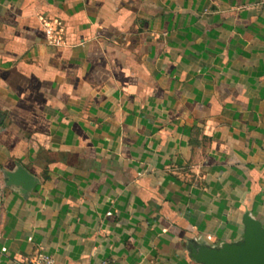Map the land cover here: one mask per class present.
<instances>
[{
  "label": "crops",
  "instance_id": "1",
  "mask_svg": "<svg viewBox=\"0 0 264 264\" xmlns=\"http://www.w3.org/2000/svg\"><path fill=\"white\" fill-rule=\"evenodd\" d=\"M246 212L264 227V0H0V264H197Z\"/></svg>",
  "mask_w": 264,
  "mask_h": 264
},
{
  "label": "water",
  "instance_id": "2",
  "mask_svg": "<svg viewBox=\"0 0 264 264\" xmlns=\"http://www.w3.org/2000/svg\"><path fill=\"white\" fill-rule=\"evenodd\" d=\"M4 184L15 187L26 196L38 184V180L23 167L3 172ZM243 232L233 242L210 245L206 242L189 241L186 250L197 264H264V227L249 213L242 217Z\"/></svg>",
  "mask_w": 264,
  "mask_h": 264
},
{
  "label": "built area",
  "instance_id": "3",
  "mask_svg": "<svg viewBox=\"0 0 264 264\" xmlns=\"http://www.w3.org/2000/svg\"><path fill=\"white\" fill-rule=\"evenodd\" d=\"M23 264H58V263L51 255L43 251H37Z\"/></svg>",
  "mask_w": 264,
  "mask_h": 264
}]
</instances>
